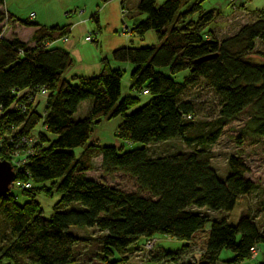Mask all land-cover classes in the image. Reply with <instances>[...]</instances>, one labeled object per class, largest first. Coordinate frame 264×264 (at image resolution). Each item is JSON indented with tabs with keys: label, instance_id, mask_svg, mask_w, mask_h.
Returning <instances> with one entry per match:
<instances>
[{
	"label": "trees",
	"instance_id": "trees-1",
	"mask_svg": "<svg viewBox=\"0 0 264 264\" xmlns=\"http://www.w3.org/2000/svg\"><path fill=\"white\" fill-rule=\"evenodd\" d=\"M204 2L139 0L145 17L128 25L129 36L144 40L154 30L158 42L115 47L111 56L101 57L98 74L70 79L66 73L74 56L56 42L68 37L70 25H39L31 43L5 30L13 21L38 24L0 7V127L15 139L42 128L34 151L15 172L16 180L31 185L11 184L0 199V264H129L139 239L160 234L202 251L193 264H218L224 247L234 251L226 259L230 264L254 256L252 247L264 242V231L249 213L231 223L202 209L232 210L257 183L247 176L244 146L261 140L264 157V48L256 49L257 39L264 43V8L220 39L211 30L218 8ZM121 6L125 17L129 7L124 0ZM97 14L92 17L99 23ZM112 60L134 66L133 94L122 95L125 70L111 67ZM199 79L215 95L218 114L196 122L195 105L186 95ZM44 87L46 104L38 98L27 103V94ZM26 88L18 100V90ZM16 100L26 102L27 111L13 107ZM84 102L89 107L82 114ZM239 118H244L239 152L230 155V172L222 177L212 164L213 145L224 126ZM105 119L119 120L114 134L121 145L93 140ZM177 138L186 147L152 148ZM127 141L142 145L124 149ZM120 178L135 187L125 188ZM54 191L61 196L47 216L37 195ZM172 253L163 249L153 259L161 262Z\"/></svg>",
	"mask_w": 264,
	"mask_h": 264
},
{
	"label": "rangeland",
	"instance_id": "rangeland-1",
	"mask_svg": "<svg viewBox=\"0 0 264 264\" xmlns=\"http://www.w3.org/2000/svg\"><path fill=\"white\" fill-rule=\"evenodd\" d=\"M163 0H158V3ZM206 6H215L218 9V17L211 24L212 33L215 34L218 38L222 39L228 35L233 34L238 30L240 26L246 22L254 20L258 16V9L264 8V0H238L236 2L231 0H205ZM244 4V5H243ZM84 9V8H82ZM86 10V9H85ZM78 12L80 9L77 10ZM123 15V14H122ZM125 18V17H123ZM93 22V21H92ZM127 23L126 20L121 24V28L118 31L119 36H129V30L124 29V24ZM91 25V23H90ZM129 25V24H128ZM93 28L94 25L92 24ZM96 26V25H95ZM90 29L89 32L85 33L78 39L77 46L83 52V54L88 58H93L100 51V46L98 47L96 43V37L98 38L99 33L95 30ZM96 31V33H95ZM153 33H148L146 40L141 42L145 43L144 45L150 44L153 41L158 42V37L156 32L153 30ZM89 33L92 34L93 39L87 40L85 38ZM123 34V35H122ZM125 34V35H124ZM135 40L139 37L136 33ZM131 37V36H130ZM107 40L109 37H105ZM138 43V42H137ZM264 43L257 39L256 49H263ZM98 49V50H97ZM127 82L126 77L124 76L123 80V89L125 88ZM188 89L187 97L192 98L193 103L196 108V113L194 120L196 122L211 120L217 116V107L218 102L215 95L210 91V89L205 85L202 79H199L198 82L190 85ZM144 95V94H143ZM86 105V103L84 104ZM84 105L82 111L84 110ZM109 121V120H103ZM244 123V118H239L231 121L224 126L223 133L219 138L218 142L213 145L214 156L212 158L213 166L218 170L220 176L225 177L230 172V167L228 164L229 157L233 153L239 152V145L237 143V138L240 136V127ZM112 125H118L117 121H112ZM102 125V126H101ZM107 128L106 124L102 122L95 129V136L93 140L100 141H112L115 142L118 146L121 145L120 140L115 139V129H109L108 133L104 138L99 137L100 134L104 135ZM101 131H103L101 133ZM98 136V137H97ZM142 145L140 141L125 142L124 149H131ZM177 146L186 147L181 138H177L172 141V143H161L153 145L152 148L157 151H169L176 149ZM244 157L248 164L250 165V171L247 173V176L256 180L255 188L239 197L236 206L229 211L225 210H211L208 208H203L202 211L208 214L213 218H225L231 223H237L241 214L249 213L256 223L259 225L261 230L264 231V157L262 155V143L261 140L256 144H246L245 146ZM100 156L95 157V161L99 163ZM97 172V171H96ZM94 174H97L93 172ZM123 181L124 187L128 189L134 188V182L129 179H118ZM14 191L18 192L17 188H13ZM60 194L58 191H54L51 194L46 192H41L37 195V198L41 201L45 214L50 216L53 211V205L56 201L59 200ZM196 209L198 206L193 205ZM151 243V244H149ZM182 242L175 237H169L164 234H160L157 237H152L151 240H143V238L138 240L137 247L132 248L129 254V264H193L197 259H200L203 256L202 251L194 246H183L181 247ZM163 249H171L174 251L173 255H164L161 262L153 259L155 253H162ZM234 256V251L231 248L224 247L220 252V259L218 264H230L226 259H230ZM254 257V258H253ZM246 259L243 264H253L260 260L264 259V242H260V245L257 248V251L254 253V256ZM7 259H4L1 263L5 262Z\"/></svg>",
	"mask_w": 264,
	"mask_h": 264
},
{
	"label": "crops",
	"instance_id": "crops-1",
	"mask_svg": "<svg viewBox=\"0 0 264 264\" xmlns=\"http://www.w3.org/2000/svg\"><path fill=\"white\" fill-rule=\"evenodd\" d=\"M124 1L129 7V12H127L125 18H123L124 16L121 11V0H109L103 4H100L99 0H4V3L0 5V7L2 6V8H6L9 13L19 19L30 18L38 24L36 26L26 25L18 21H13L8 24V28L5 30L6 34H17L20 38L31 41V43L34 42L32 36L39 25H70V33L68 37H62L56 40L57 43L71 50L74 56V64L66 73V76L70 79L74 76H92L98 74L102 67V56H111L113 49L120 45L141 43L140 39L138 40L137 38V41L135 40L134 35L126 37L117 34L124 20H126L129 25L133 26L145 17V14L138 10L137 3L139 0ZM78 9H80L79 12L77 11ZM95 10L98 11L97 17L99 23H97L95 18L92 17V13ZM33 12L35 14L32 15ZM92 24L94 25L95 30L99 33L98 38L96 37V43L98 47L100 46V51H98V54L93 58H88L79 49L77 42L81 36L93 28ZM148 33L153 32L151 30L146 32L144 34V40H146ZM152 35H154V33ZM105 37H109V39L107 40ZM85 38L87 39V35ZM110 65L113 68H121L125 70L127 84L124 89L122 85V95L133 94L129 85L134 66L129 63L115 60H112ZM85 103L86 105H84ZM83 105L84 110L82 111ZM88 107V102H84L81 105L79 112L85 114ZM113 120L119 123L118 119ZM113 120L103 121L107 128L106 130L105 128L102 129L105 130V134H100L99 137L101 140L106 133H108L109 129H116L117 125L111 124ZM102 132L103 131H101V133ZM85 230V228L81 229V231Z\"/></svg>",
	"mask_w": 264,
	"mask_h": 264
},
{
	"label": "built area",
	"instance_id": "built-area-1",
	"mask_svg": "<svg viewBox=\"0 0 264 264\" xmlns=\"http://www.w3.org/2000/svg\"><path fill=\"white\" fill-rule=\"evenodd\" d=\"M231 1L236 2L238 0H231ZM121 11L124 16L126 13V9L121 6ZM124 25H125L124 29L129 30L128 24L125 23ZM87 39H92L91 33L87 35ZM25 91L27 92L28 88H26L25 90L24 89L18 90V96H17L18 100L20 97H22L21 95ZM144 91L148 92V89L146 88L144 89ZM48 94H49V91L45 87L39 93L33 96L27 94L29 96V98H27L28 99L27 103H30V102L36 103L38 99H41L42 104H46V101H47L46 99H47ZM18 100L14 101L12 106L17 107L19 110L27 111V109L29 108V105L26 102H20ZM40 129L42 128L40 127V125H38L37 128L33 129L31 134L21 135L20 137L15 139L10 132L9 133L4 132L2 131L0 127V160L10 161L15 169V172L17 169H20V167L24 164L28 154L34 151V143L36 142V136ZM5 135L9 136V139L7 141L4 139ZM14 183L16 185H25V186L31 185L30 181H24L22 179H17V180L14 179L12 184ZM257 248H258L257 246L252 247L253 253L257 251Z\"/></svg>",
	"mask_w": 264,
	"mask_h": 264
},
{
	"label": "water",
	"instance_id": "water-1",
	"mask_svg": "<svg viewBox=\"0 0 264 264\" xmlns=\"http://www.w3.org/2000/svg\"><path fill=\"white\" fill-rule=\"evenodd\" d=\"M15 177V169L11 162L8 160H0V199L8 193Z\"/></svg>",
	"mask_w": 264,
	"mask_h": 264
}]
</instances>
